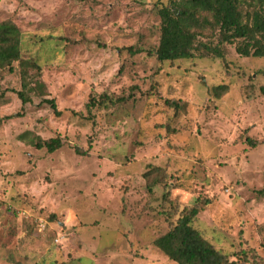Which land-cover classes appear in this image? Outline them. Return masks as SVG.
Instances as JSON below:
<instances>
[{"label":"rangeland","instance_id":"rangeland-1","mask_svg":"<svg viewBox=\"0 0 264 264\" xmlns=\"http://www.w3.org/2000/svg\"><path fill=\"white\" fill-rule=\"evenodd\" d=\"M167 2L0 0L21 34L0 70V264H176L152 242L195 204L229 262L264 264V58L159 63Z\"/></svg>","mask_w":264,"mask_h":264},{"label":"trees","instance_id":"trees-1","mask_svg":"<svg viewBox=\"0 0 264 264\" xmlns=\"http://www.w3.org/2000/svg\"><path fill=\"white\" fill-rule=\"evenodd\" d=\"M158 15L160 36L154 55L159 63L203 55L222 58L223 45H233L240 57L264 58V0H168L159 8ZM206 30L215 41L197 44ZM20 39L14 23H0V70L7 68L12 72V64L21 61ZM18 96L26 102L21 92ZM49 103L57 114L54 102ZM34 145L52 153L62 142L56 137L38 139ZM153 186L149 184L148 189ZM201 210L202 206L195 204L184 207L176 222L166 217L167 232L152 244L176 264H233L192 228V221Z\"/></svg>","mask_w":264,"mask_h":264}]
</instances>
